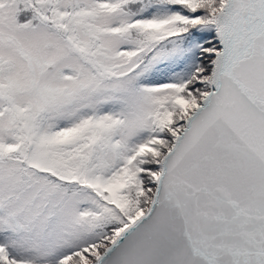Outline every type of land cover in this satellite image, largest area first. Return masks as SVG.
I'll return each mask as SVG.
<instances>
[{"label": "snow or ice", "instance_id": "6c2138e0", "mask_svg": "<svg viewBox=\"0 0 264 264\" xmlns=\"http://www.w3.org/2000/svg\"><path fill=\"white\" fill-rule=\"evenodd\" d=\"M0 264H264V0H0Z\"/></svg>", "mask_w": 264, "mask_h": 264}]
</instances>
